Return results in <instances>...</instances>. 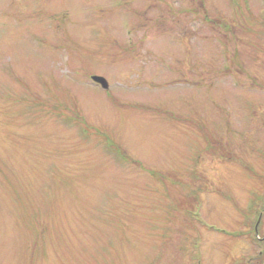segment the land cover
Wrapping results in <instances>:
<instances>
[{
	"label": "rangeland",
	"instance_id": "374dc122",
	"mask_svg": "<svg viewBox=\"0 0 264 264\" xmlns=\"http://www.w3.org/2000/svg\"><path fill=\"white\" fill-rule=\"evenodd\" d=\"M263 257L264 0H0V264Z\"/></svg>",
	"mask_w": 264,
	"mask_h": 264
},
{
	"label": "water",
	"instance_id": "95a60500",
	"mask_svg": "<svg viewBox=\"0 0 264 264\" xmlns=\"http://www.w3.org/2000/svg\"><path fill=\"white\" fill-rule=\"evenodd\" d=\"M91 80L93 82L99 84L101 86V88H103V89H107L108 88L107 81L101 76L93 75V76H91Z\"/></svg>",
	"mask_w": 264,
	"mask_h": 264
},
{
	"label": "trees",
	"instance_id": "16d2710c",
	"mask_svg": "<svg viewBox=\"0 0 264 264\" xmlns=\"http://www.w3.org/2000/svg\"><path fill=\"white\" fill-rule=\"evenodd\" d=\"M260 259H263V260H260V261H264V257L263 258H260Z\"/></svg>",
	"mask_w": 264,
	"mask_h": 264
}]
</instances>
